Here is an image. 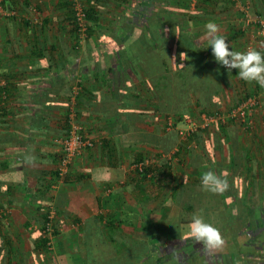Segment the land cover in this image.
<instances>
[{"label":"trees","instance_id":"1","mask_svg":"<svg viewBox=\"0 0 264 264\" xmlns=\"http://www.w3.org/2000/svg\"><path fill=\"white\" fill-rule=\"evenodd\" d=\"M87 3L86 35L80 38L77 27H74L77 35L74 48L76 43L80 46V41H83V64H94L95 67L91 86L95 87L97 81L109 82L111 93L89 91L86 89L89 84L79 82L82 89L75 95L72 107V94L66 95L67 106L61 111L58 139L68 136L72 124L76 122L81 136L85 138L82 118L113 115L104 120L111 125L110 133L115 137L102 139L100 148L107 150L109 157H114L110 161L113 166L125 148L126 153L123 152L129 155L137 175L134 183L139 186L145 204L154 203L170 184L177 183L183 168L193 171H189L187 178L175 184L170 195L164 197L171 200L172 207L176 205L173 216H169L172 207L169 209L166 206L168 208L161 210L163 200L158 205L160 210L155 206L150 211H143L140 218L133 217L130 212H125L124 189L111 190V186L107 187V190L110 188L109 193L99 198L98 202L101 211L106 208L109 211L86 218L79 231L85 249L83 264H227L228 257L241 264L253 260V256H261L264 261V245L254 244L256 232L251 228L252 222L263 225V218L256 219V216L264 210V206L257 209L248 207L250 185L245 183L244 187H237L236 169L239 163L235 161L236 148L247 168L251 164L249 151L238 147V143L232 140L235 126L243 130L241 123L228 117L224 121L217 120L209 127H198L180 138L176 128L184 124L189 116L195 117L203 112L220 113L218 107L222 92L231 85L226 79L227 68L215 61L205 39L207 20H218L214 11L209 12L206 8L213 4L221 7L222 2L115 0L111 9H106V5L110 4L108 0H87ZM69 5L71 21L75 26L71 0ZM250 12L255 14L251 9ZM234 32L226 35L227 42L235 38L237 31ZM181 53L186 55L181 56ZM254 93L257 92L243 96ZM3 96L6 93L0 87V102ZM243 96L229 109L236 106ZM94 102H103V105L100 107L96 103L90 108ZM85 108L90 109L87 111ZM7 112L0 108V117ZM169 120H172V126L168 129ZM123 125L129 126L124 135L121 133ZM89 139L93 145L85 148L96 144ZM149 150L154 151L151 153L153 156L148 153ZM169 151L171 154L167 155ZM195 151L200 161L197 158L196 161L189 160ZM64 155L60 146L59 153L54 155L57 167L52 171V178H57L58 166ZM146 159H150L147 164ZM140 163L143 164L141 169L136 166ZM178 169L180 172L176 176ZM208 170L225 175L230 184L229 190L222 195L203 191L200 176ZM145 181L150 182L149 187L141 185ZM135 184L127 185V191L131 192ZM51 202L47 200L41 224L48 220L52 222L54 239L56 218L48 219L50 209L54 208ZM242 206L248 211L243 216L244 230L240 225ZM193 214L202 215L207 222L220 229L225 239L221 251L208 254L201 244L188 237L187 225ZM250 216L255 221H250ZM41 229L33 244L43 255L44 251L51 249L47 248L49 238L42 234ZM11 249L8 240H0L1 259L4 252L10 255ZM173 250L176 255H173ZM7 264H11L9 258Z\"/></svg>","mask_w":264,"mask_h":264},{"label":"crops","instance_id":"2","mask_svg":"<svg viewBox=\"0 0 264 264\" xmlns=\"http://www.w3.org/2000/svg\"><path fill=\"white\" fill-rule=\"evenodd\" d=\"M114 1L108 0L110 4L106 5V9L113 8ZM220 1L221 7H215L214 4L207 6L206 10L214 11L213 14L218 19H209L207 22L213 21L219 25L220 34L225 38L227 34L237 31L235 38L228 42L232 50L256 48L262 51L252 30L240 28L241 31H238L239 28L236 29L229 23L232 22V13L236 12L234 17L240 16L238 11L233 12L240 6L228 3L229 0ZM241 1L248 3L252 12L264 14V0ZM69 2L70 0H2L0 87L4 89L6 96L1 98L0 108L8 112L0 117V240L9 241L12 253L8 257L7 252H4L0 264H7V258L11 264H83L85 249L79 231L84 220L102 211H109V208L101 211L98 202L99 198L109 193L110 188L107 190V187L126 191L127 185H132L126 175L130 171L128 167L131 159L125 154V148L119 153L118 158H121L118 162L115 161V166L110 163L114 157H109L107 150L100 148L102 139L110 140L115 137L110 133L111 125L104 120L113 116L110 114L102 118L89 116L88 119L84 117L80 120L83 123V134L96 144L92 148H84L74 158L66 179L52 178V171L57 167L54 155L59 153L58 130L59 123L62 122L61 111L66 110L67 106L66 95L72 94V107L75 95L82 89L79 85L81 81L90 85L86 87L89 91L106 95L111 93L109 82L97 81L95 87L91 86L95 67L94 64H83V41H80V46L76 43L74 48L77 35L71 21ZM84 2L87 6V0ZM226 18L227 20H222ZM234 21H237L236 17ZM237 71L228 70L226 79L233 87L229 86L222 92L221 105L218 107L221 112L225 100L242 92V89L257 93L261 90L257 84L241 80ZM217 100L219 101L218 98ZM96 103L100 107L103 105V102H94L90 108ZM232 106L233 104L229 105L228 109ZM90 108L85 109L88 111ZM253 123L254 134L257 133L255 142L258 147H264L261 113L255 114ZM126 126H122L123 135L129 131V126ZM179 127L180 124L176 128ZM235 127L236 133L232 140L242 148L241 140L246 135L244 130ZM29 151L36 157L35 163L31 165L24 163V155ZM191 157L192 155L189 156L190 161ZM254 158L247 168L237 152L235 161L240 163L236 171L244 170L251 175L255 171L262 172L264 154L262 156L256 152ZM201 160L204 162V159ZM257 181L252 179L248 183L254 189ZM136 188L140 189L138 185ZM139 194L136 202L138 207L135 205L137 209L134 207L132 211V203L125 199V212L140 218L145 200L141 191ZM47 200L52 201L56 212V234L53 248L41 255L33 242L37 240ZM256 243L264 245V235L257 242L254 241ZM252 258L254 259L241 264H264L261 256ZM226 263L237 264L230 257L226 259Z\"/></svg>","mask_w":264,"mask_h":264},{"label":"built area","instance_id":"3","mask_svg":"<svg viewBox=\"0 0 264 264\" xmlns=\"http://www.w3.org/2000/svg\"><path fill=\"white\" fill-rule=\"evenodd\" d=\"M232 3H237V0H229ZM72 9L74 12V17L76 19L75 28L77 27V32L79 37L83 38L87 31V20L85 14V4L82 0H71ZM2 0H0V11L2 10ZM242 16L240 22H242V29L252 30V35L258 45L261 46L262 51H264V14H251L249 5H242L240 7ZM264 88H261L259 93H254L250 95L243 96L242 99L234 106L232 109L226 112L220 113H207L203 112L197 117L189 116L185 119V125L179 127L178 134L179 137H184L189 133L195 131L198 127H209L216 123L217 120H225L228 117L235 118L243 130L249 131L254 126L253 118L256 113H261L263 117L264 125ZM73 116V115H72ZM74 123V121H73ZM172 126V120L168 121V129ZM65 155L61 159L58 166V176L57 180H63L67 173L70 171V164L73 162L74 158L82 153L83 149L87 146H92L93 143L88 137L83 138L80 133V126L77 123L72 124L68 136L61 137L57 140ZM170 157V156H169ZM150 159H146L145 164H147ZM138 168L141 169L143 166L140 163ZM135 167V165H134ZM55 216V209L52 207L48 214V219L53 220ZM42 228V229H41ZM43 235L48 236L49 240L47 242V248H53V224L48 220L44 225L41 224L40 228Z\"/></svg>","mask_w":264,"mask_h":264},{"label":"clouds","instance_id":"4","mask_svg":"<svg viewBox=\"0 0 264 264\" xmlns=\"http://www.w3.org/2000/svg\"><path fill=\"white\" fill-rule=\"evenodd\" d=\"M205 39L211 47L215 61L228 70L236 69L238 77L247 82L255 83L264 88V51L249 48L245 51L232 50L225 37L220 34V27L213 21L205 24ZM182 55H186L181 53ZM36 157L29 151L24 155V163L33 164ZM200 186L205 192L222 195L229 190L230 184L223 174L214 171H203L200 176ZM187 235L196 243L203 246L208 254L221 251L225 246V239L218 227L207 222L200 214H193L187 225ZM173 255H176L173 250Z\"/></svg>","mask_w":264,"mask_h":264},{"label":"rangeland","instance_id":"5","mask_svg":"<svg viewBox=\"0 0 264 264\" xmlns=\"http://www.w3.org/2000/svg\"><path fill=\"white\" fill-rule=\"evenodd\" d=\"M82 2L85 4V2H84V0H82ZM228 3H232L231 1H228ZM233 5H236V6H242V5H249L248 3H244V2H242L241 0H237V3H232ZM231 4V5H232ZM237 10H233V12L234 11H238V13L240 14V16L238 17V15L237 16H235L236 17V19H237V21L235 22L234 20H235V17H234V14L236 13V12H234V14L232 13V15H233V17H230V20L232 19V22L231 21H229V23L231 24V25H234L235 26V28L237 29V28H242L241 26H242V22H240V19H241V14L242 13H240L241 12V10H240V8H236ZM229 15V14H228ZM222 20H227V18L226 19H222ZM234 28V29H235ZM236 31V30H235ZM252 36V35H251ZM237 84L235 83V86H236ZM231 87H233V84L231 83V85H230ZM244 89H242V92L241 91H239L236 95H233V97H231L228 101H226L225 100V102L223 103V105H224V107H222V112H226L227 110H228V106L229 105H231V104H235L236 102H237V100L241 97V96H243L245 93H249L250 91H248V90H244ZM264 100V99H263ZM222 105V106H223ZM195 117H197V115H195ZM184 125L183 124H180V127H183ZM245 132V135H246V137H243L242 138V146H243V148H245L246 150H248L249 151V154L250 153H252L251 155V162L255 159L254 157H255V154H256V152H259L262 156H263V154H264V147H262V146H259L258 147V145L256 144V139H254V138H256V135H257V133H255L254 134V132H255V125L252 127V129L250 130L249 129V131H244ZM247 133V134H246ZM248 136V137H247ZM89 138V137H88ZM180 138V137H179ZM264 144V143H263ZM259 149H260V151H259ZM174 150V149H173ZM236 151L237 152H240L239 150H237V148H236ZM148 153H150V155H152L151 153H154V151H148ZM197 152L195 151V153H193L192 155V160H194V161H196V156H197V154H196ZM254 153V154H253ZM171 154V151H169L168 152V154L167 155H170ZM153 156V155H152ZM197 159H199V158H197ZM264 159V158H263ZM242 162H244V164L245 165H247V163L244 161V159L242 160ZM263 162H264V160H263ZM240 163V162H239ZM132 167V164H130L129 165V167H128V169L130 170L129 171V173H127L126 175H128V179L131 181L130 183H132V186H133V184H134V181H135V179L137 180V175H136V173H134V170H133V167ZM175 168H176V166H175ZM132 169V170H131ZM244 169V168H243ZM240 170V169H239ZM236 171V176H237V180H238V188H241L242 186L244 187V185H245V183H247V186H249L250 185V183H251V181H252V179L254 180V182H255V180H258L257 182H256V188H249V191H248V198H247V201H248V207H251V208H253V209H257L258 207H262V206H264V169H263V171L262 172H257V171H255V173H253V175H251L250 173H246L244 170H240V171ZM180 171H179V169L177 170V171H175V175H176V173H179ZM186 172V173H185ZM189 174V169L188 168H183V170H182V172H180L179 173V176L178 175H176V176H178V181L177 182H182L184 179H186L187 178V176L186 175H188ZM248 182H250V183H248ZM176 184V182L174 181L172 184H170L171 186L169 187V188H167L164 192L165 193H163V195H160L158 198H157V200L154 202V203H149V204H144V206H143V211H150L151 209L150 208H154L155 206H157L158 208H159V204H160V202L161 201H163L164 200V206L161 208V210L162 209H164V207L165 208H168L169 207V209H171V207H172V205H171V200L169 199V200H167V199H164V197L166 196V195H170L169 193L172 191V189H174V185ZM249 184V185H248ZM142 186H145V187H149V185H150V182L149 181H145L144 183H142L141 184ZM136 186L137 185H134V187H132V191L130 192V191H125L126 193H125V199L126 200H130L129 201V203H132V205L130 206L131 208V211H132V208H134L135 207V205L137 206V204H136V202H137V198H139V196H140V194H139V191H140V189H138V188H136ZM131 189V188H130ZM157 197V196H156ZM134 205V206H133ZM166 206H168V207H166ZM138 207V206H137ZM156 207V208H157ZM243 207V209H242V213L241 214H243L242 216H241V221H240V225L242 226V230H244L245 229V227L246 226H244L243 225V220H244V215L246 216L247 215V208L245 207V206H242ZM136 208V207H135ZM137 209V208H136ZM158 210H160V208L158 209ZM264 210H260V212H259V214L256 216V219L257 218H263V221H264V212H263ZM137 212V211H136ZM162 212V211H161ZM170 212V214H169V216H173V214L176 212V205L175 206H173L172 207V209L169 211ZM133 214H134V212H132ZM161 214V213H160ZM159 214V215H160ZM158 215V216H159ZM154 217V216H153ZM152 217V218H153ZM156 217V216H155ZM251 217V219H250V221H255V219L253 218V216H250ZM245 222V221H244ZM245 224V223H244ZM257 223H254V222H252V226H251V228L252 229H255V235H254V237L253 238H256L254 241L255 242H257L258 240H259V238H261L262 237V235H264V222H263V225H261L260 226V224L258 225H256ZM259 226L260 227H262V228H259ZM258 227V228H257ZM257 228V229H256ZM253 244V243H252ZM257 244V243H256ZM263 245V244H262ZM102 257H105L103 254H102Z\"/></svg>","mask_w":264,"mask_h":264}]
</instances>
